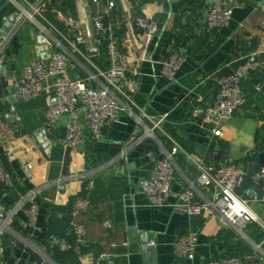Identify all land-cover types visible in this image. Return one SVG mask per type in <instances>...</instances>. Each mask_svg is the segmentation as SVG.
I'll list each match as a JSON object with an SVG mask.
<instances>
[{
  "label": "crops",
  "instance_id": "obj_1",
  "mask_svg": "<svg viewBox=\"0 0 264 264\" xmlns=\"http://www.w3.org/2000/svg\"><path fill=\"white\" fill-rule=\"evenodd\" d=\"M36 1L0 0V28L12 14L17 16V26L22 10ZM263 1L227 0L231 22L214 29L206 16L211 0H115L109 19L115 25L119 47L140 68L136 106L132 107L133 114L121 111L98 139L88 137L74 151L66 146L63 121L43 136L50 142L49 152L37 140L42 136L44 111L53 93L47 91L32 101L13 99V83L29 62L53 51L70 53L73 77L85 76L87 70L95 72V67L106 69V52L96 46L93 20L107 9L108 1L47 0L42 17L25 21L16 35L11 31L4 40L5 64L0 57V168L10 176L12 185L6 187L0 181V211L10 213L30 190L42 192L34 200L38 206L34 225L25 214L29 203L14 212L10 230L0 236V264H206L226 255L238 256L245 264H264V234L260 236L255 227L247 229L244 238L238 237L212 210L199 218L189 217L175 195L194 184L196 200L213 197L212 189L198 184L199 168L190 157L209 168L233 162L244 176L243 191L238 195L264 222L261 187L253 179L264 166ZM138 18L155 20L153 34L148 35ZM40 36L45 46L39 45ZM42 47L47 50L41 52ZM95 49L97 52L90 54ZM170 52L185 55L176 82L162 74V62ZM253 52L258 53L261 67L243 82L246 103L217 136L214 130L218 127L206 123L203 116L205 107L216 97L217 86L214 79L205 77L223 69L231 72L239 58ZM11 106L16 108L14 113ZM143 113L166 118L161 128L154 130L155 137L131 148L119 160L137 130L143 132V125L153 128L148 117L143 125L138 123L136 115ZM174 143L181 147L174 156V194L154 206L140 182L151 176L158 160ZM80 174L95 180L91 208L79 218L86 235L78 243L70 228L64 240L71 248L57 252L49 233L64 232L63 208L84 195L87 181L75 178ZM106 220L111 229L104 228ZM191 229L199 231L193 260L177 256L174 248L178 238ZM232 236L240 238L247 249L239 247ZM145 246L153 250L145 253ZM103 253L107 257L101 259Z\"/></svg>",
  "mask_w": 264,
  "mask_h": 264
},
{
  "label": "built area",
  "instance_id": "obj_2",
  "mask_svg": "<svg viewBox=\"0 0 264 264\" xmlns=\"http://www.w3.org/2000/svg\"><path fill=\"white\" fill-rule=\"evenodd\" d=\"M97 2L98 0H94ZM107 9L97 15L94 20L96 33V46H105L106 69L95 67V72L87 70L86 75L73 77L71 73L70 53L49 52L43 58L39 57L29 62L23 70V75L16 78L13 83L14 93L11 98H20L25 101H32L41 97L45 92L50 91L53 96L49 100L45 111V125L41 134L47 137L52 126L63 121L66 129L65 143L67 148L74 151L85 142L86 138L98 139L102 129L111 126L117 121L121 111L128 110L133 114L132 107L136 106L134 96L138 92L140 68L139 65L130 60V57L120 49L119 39L115 33V25L109 19L114 9L115 0H107ZM47 0H37L28 3V9L22 10L20 22L14 26L12 35L27 20H34L36 15L43 16L41 9ZM207 22L211 28L220 29L227 26L232 19V9L227 0H211V6L206 14ZM138 24L144 28L148 35L153 34L156 22L152 19L138 18ZM5 43L0 45V57L5 49ZM58 45H60L58 43ZM185 61V55L181 52H170L169 56L162 62V74L171 82H176V74ZM261 67L258 60V53L253 52L238 59L236 67L230 73H223L219 70L215 74L206 76V80L214 79L217 86V94L214 101L208 104L203 112L204 121L213 123L218 128L214 130L217 136L222 135V126L229 122L235 112L246 103V96L243 91V82L252 73L257 72ZM16 108L11 106L10 112L14 113ZM148 117L153 128L143 125L144 118ZM139 124L143 125L144 131L137 130L118 157L123 160L128 151L141 145L146 139L155 137L154 130L161 128L160 125L166 116L160 118L149 117L146 114L137 116ZM181 152V147L174 143L170 152L158 160L156 168L150 177L141 180L140 187L150 197L154 206L162 205L165 199L174 194L173 184L176 180V168L174 156ZM199 168L198 184L204 188L212 189L213 197L209 200L198 201L194 195V184L175 193L179 200V206L191 218H199L208 211L216 212L224 225L232 228L238 237L244 238L247 227L257 223L264 228V222L250 207L248 202L239 196L235 189L243 172L233 162H226L219 167L209 168L203 162L190 157ZM76 179L85 180L84 195L77 196L72 204L70 228L81 243L86 235V227L80 222L81 215L89 212L91 208V193L95 188V180L87 174H80ZM253 179L261 187L259 201L264 206V166L260 167ZM0 181L6 186L12 185L11 178L0 168ZM41 189L28 191L13 208L10 213L0 211V236L9 231V223L14 212L29 203L25 214L31 225H34L38 216V206L34 202ZM241 205L239 214H233L231 218L225 215L232 211L230 205L234 200ZM105 229H111V223L103 222ZM199 231L191 229L188 233L178 238L174 248L177 256L193 260L195 250L198 246ZM50 242L58 246L62 251L71 248V245L64 239L51 237ZM78 248V246H76ZM260 248V246H258ZM105 253L100 258H106ZM245 260L238 256H222L212 258L206 264H245ZM10 264H19L14 262Z\"/></svg>",
  "mask_w": 264,
  "mask_h": 264
},
{
  "label": "water",
  "instance_id": "obj_3",
  "mask_svg": "<svg viewBox=\"0 0 264 264\" xmlns=\"http://www.w3.org/2000/svg\"><path fill=\"white\" fill-rule=\"evenodd\" d=\"M255 1L259 2L260 0H255ZM263 4H264V1H263ZM16 20H17V16H16V14H12V15H11V16H10V17H9L4 23H3L2 27L0 28V45H1V43L4 42V40L9 36L10 32L13 30L14 25H15V23H16ZM39 45H40V46H42V45L45 46V45H46V41L43 40V37H42V36L39 37ZM45 50H47L46 47H42V48H41V52H44ZM96 52H97L96 49H95V50H91V51H90V54H93V53H96ZM6 61H7V56H6V55H3V56H2V60H1L2 64H5ZM1 72H2V65H0V74H1ZM10 118L13 119L14 116H10ZM17 120L19 121L18 118H17ZM37 140H38V142H39V144H40V146H41L42 148L46 149L47 152L50 151V142H48V141L46 140V138H44L43 136H39V137H37ZM243 182H244V176H242V177L240 178L239 183H238V185H237V187H236V189H235V192H236L237 194L242 193V191H243ZM145 244H146V243H145ZM143 250H144V252L146 253V252H150V251H152L153 248L150 247V246H147V247L145 246Z\"/></svg>",
  "mask_w": 264,
  "mask_h": 264
},
{
  "label": "trees",
  "instance_id": "obj_4",
  "mask_svg": "<svg viewBox=\"0 0 264 264\" xmlns=\"http://www.w3.org/2000/svg\"><path fill=\"white\" fill-rule=\"evenodd\" d=\"M105 51V46H102V48H101V51L100 52H104ZM223 73H230V71L229 72H224L223 71ZM72 204H73V202L71 203V205L70 206H68V207H64L63 208V210H64V215H66L65 216V218H62L61 220V227H62V229H63V233H61V234H59V235H57V233H55V232H50L49 233V240H50V238L51 237H56V238H59V239H65L66 238V233L68 232V230L70 229V222H71V210H72ZM250 227H255V229L257 230L256 232L258 233L259 232V235L260 236H262L263 234H264V230L262 229V228H258L257 226H256V224L254 223V224H251V225H249L248 227H247V229H249ZM247 231V230H246ZM258 235V236H259ZM232 237H235V236H232ZM234 239H236V240H238L237 241V245L239 246V247H241L242 249H247V246L246 245H244V243H243V241L240 239V238H237V237H235ZM53 248V250H55V251H60V252H65V251H61L60 250V248L58 247V246H53L52 247Z\"/></svg>",
  "mask_w": 264,
  "mask_h": 264
},
{
  "label": "clouds",
  "instance_id": "obj_5",
  "mask_svg": "<svg viewBox=\"0 0 264 264\" xmlns=\"http://www.w3.org/2000/svg\"><path fill=\"white\" fill-rule=\"evenodd\" d=\"M233 200H234V204L230 205V208L232 209V211L225 213V215L228 216L229 218H231L233 214H239V209L241 207L239 202L235 201V198H233Z\"/></svg>",
  "mask_w": 264,
  "mask_h": 264
},
{
  "label": "rangeland",
  "instance_id": "obj_6",
  "mask_svg": "<svg viewBox=\"0 0 264 264\" xmlns=\"http://www.w3.org/2000/svg\"><path fill=\"white\" fill-rule=\"evenodd\" d=\"M263 230H264V228H263ZM246 235H247V233H246Z\"/></svg>",
  "mask_w": 264,
  "mask_h": 264
}]
</instances>
